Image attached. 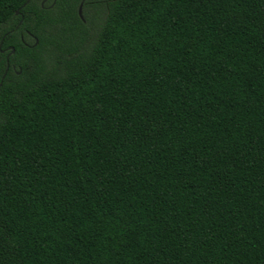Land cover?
Returning a JSON list of instances; mask_svg holds the SVG:
<instances>
[{
  "label": "trees",
  "instance_id": "1",
  "mask_svg": "<svg viewBox=\"0 0 264 264\" xmlns=\"http://www.w3.org/2000/svg\"><path fill=\"white\" fill-rule=\"evenodd\" d=\"M27 1L0 0V264H264V0Z\"/></svg>",
  "mask_w": 264,
  "mask_h": 264
},
{
  "label": "water",
  "instance_id": "2",
  "mask_svg": "<svg viewBox=\"0 0 264 264\" xmlns=\"http://www.w3.org/2000/svg\"><path fill=\"white\" fill-rule=\"evenodd\" d=\"M30 1H31V0H28V1L24 4V6H26ZM79 13H80V16L82 17V7H80ZM13 51H14V50H13ZM4 77H5V75H4Z\"/></svg>",
  "mask_w": 264,
  "mask_h": 264
},
{
  "label": "flooded vegetation",
  "instance_id": "3",
  "mask_svg": "<svg viewBox=\"0 0 264 264\" xmlns=\"http://www.w3.org/2000/svg\"><path fill=\"white\" fill-rule=\"evenodd\" d=\"M49 0H43L42 4L44 5L45 3H47Z\"/></svg>",
  "mask_w": 264,
  "mask_h": 264
}]
</instances>
